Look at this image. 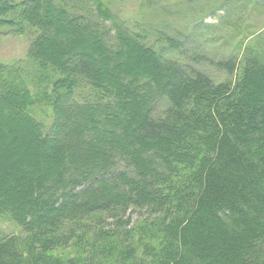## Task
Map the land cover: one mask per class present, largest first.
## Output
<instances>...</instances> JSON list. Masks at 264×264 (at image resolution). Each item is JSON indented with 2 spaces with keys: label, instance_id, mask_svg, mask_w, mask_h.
<instances>
[{
  "label": "trees",
  "instance_id": "16d2710c",
  "mask_svg": "<svg viewBox=\"0 0 264 264\" xmlns=\"http://www.w3.org/2000/svg\"><path fill=\"white\" fill-rule=\"evenodd\" d=\"M120 1L0 0L33 34L0 63V264H264V53L212 63Z\"/></svg>",
  "mask_w": 264,
  "mask_h": 264
},
{
  "label": "rangeland",
  "instance_id": "374dc122",
  "mask_svg": "<svg viewBox=\"0 0 264 264\" xmlns=\"http://www.w3.org/2000/svg\"><path fill=\"white\" fill-rule=\"evenodd\" d=\"M180 1L158 0V4L152 12L150 9L153 6L147 5L145 0H125L115 5V11L133 25L143 21L144 12L151 13L150 20H156V24L167 22L161 16L168 12L166 16L175 19V21L167 19L171 24H168L167 28L169 30L176 29V33L181 31L183 36L179 38L185 40V49L188 47L190 50H195L196 53L201 52L212 63L220 60L227 62L234 58L237 63H242L248 51L264 53V0H232L225 11L209 9L208 5L214 3L212 0ZM162 6L164 9L160 10L163 11V14L160 15L158 9L163 8ZM181 18L186 21L184 24L178 22ZM32 35L31 31H27L24 35H14L7 30L0 32V63L20 64L26 61ZM187 54L190 58L191 53L187 52ZM170 55L182 58L176 53ZM198 68L211 75L215 82L231 78L233 81L238 74L237 71L235 76L229 78L225 71L205 62H202ZM49 113L48 109H42L38 111L37 115L48 117ZM128 213L131 215V224L140 215L145 216L146 214L145 211ZM139 224L134 223L136 233L140 227ZM19 232V227L9 218L0 217V233L12 235Z\"/></svg>",
  "mask_w": 264,
  "mask_h": 264
}]
</instances>
